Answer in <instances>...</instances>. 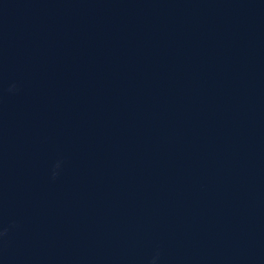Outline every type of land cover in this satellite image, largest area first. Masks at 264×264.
<instances>
[{
  "label": "water",
  "instance_id": "obj_1",
  "mask_svg": "<svg viewBox=\"0 0 264 264\" xmlns=\"http://www.w3.org/2000/svg\"><path fill=\"white\" fill-rule=\"evenodd\" d=\"M0 264H264V0H0Z\"/></svg>",
  "mask_w": 264,
  "mask_h": 264
}]
</instances>
